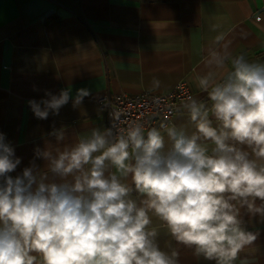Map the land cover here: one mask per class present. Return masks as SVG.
Wrapping results in <instances>:
<instances>
[{
	"label": "clouds",
	"instance_id": "1",
	"mask_svg": "<svg viewBox=\"0 0 264 264\" xmlns=\"http://www.w3.org/2000/svg\"><path fill=\"white\" fill-rule=\"evenodd\" d=\"M226 35L214 37L198 78L211 106L191 95L182 105L191 131L137 120L118 129L123 113L111 111V127L71 143L53 128L56 143L35 148L16 176L21 159L0 132V264H180L161 230L215 264L254 244L243 213L264 221V63L233 55ZM89 95L65 88L27 103L46 120Z\"/></svg>",
	"mask_w": 264,
	"mask_h": 264
},
{
	"label": "crops",
	"instance_id": "2",
	"mask_svg": "<svg viewBox=\"0 0 264 264\" xmlns=\"http://www.w3.org/2000/svg\"><path fill=\"white\" fill-rule=\"evenodd\" d=\"M220 31L233 55L244 52L264 63V0H0V132L21 159L11 175L29 166L35 148L56 143L53 128L65 129L63 143L106 128L98 103L105 93H166L184 82L210 107L198 78ZM154 77L162 82L159 89L152 88ZM65 88L72 98L80 88L91 95L77 108L70 99L57 116L34 117L28 100ZM183 104L173 121L191 131ZM243 219L259 235L234 264H264V221L246 213ZM158 241L179 250L180 264H215L163 230Z\"/></svg>",
	"mask_w": 264,
	"mask_h": 264
},
{
	"label": "built area",
	"instance_id": "3",
	"mask_svg": "<svg viewBox=\"0 0 264 264\" xmlns=\"http://www.w3.org/2000/svg\"><path fill=\"white\" fill-rule=\"evenodd\" d=\"M189 95V88L181 82L166 93L143 92L135 96L105 93L98 103L106 118V128L113 123L111 111H118L123 113L118 129L126 127L129 121L137 120L148 128L157 127L164 131L166 126L174 124V115Z\"/></svg>",
	"mask_w": 264,
	"mask_h": 264
}]
</instances>
